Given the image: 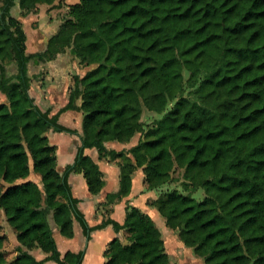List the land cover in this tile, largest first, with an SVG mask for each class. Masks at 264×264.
I'll list each match as a JSON object with an SVG mask.
<instances>
[{
	"label": "trees",
	"instance_id": "16d2710c",
	"mask_svg": "<svg viewBox=\"0 0 264 264\" xmlns=\"http://www.w3.org/2000/svg\"><path fill=\"white\" fill-rule=\"evenodd\" d=\"M16 1L25 15L55 0H0V213L20 240L13 258L0 249V264H81L82 250H58L49 215L67 237L73 217L87 235L123 229L104 264H172L153 218L128 201L122 222L107 215L87 224L68 174L82 172L93 194L104 180L85 147L117 159L119 188L104 205L128 195L141 168L157 194L148 203L204 264H264V0H78L35 52L11 14ZM66 49L90 68L73 74L68 101L51 114L29 92L27 63ZM144 108L157 116L146 122ZM67 109L82 112L81 144L60 172L46 133L76 132L58 122ZM137 133L128 148L105 145ZM34 248L46 255L36 258Z\"/></svg>",
	"mask_w": 264,
	"mask_h": 264
},
{
	"label": "crops",
	"instance_id": "0c3cea01",
	"mask_svg": "<svg viewBox=\"0 0 264 264\" xmlns=\"http://www.w3.org/2000/svg\"><path fill=\"white\" fill-rule=\"evenodd\" d=\"M78 0H55L52 3H40L35 11H31L25 15H20L18 2L11 8V14L19 17L26 33V49L27 52L42 51L46 48L47 40L53 34L59 24L62 22L69 3ZM27 26L30 28L27 30ZM28 73L32 76L29 84V92L34 97L35 102L41 109H50V113H55L60 107L68 101L69 88L73 83V74L83 75L90 66L79 64L78 58L71 53L69 49L59 53L55 58L46 61H39L37 58L30 59L27 63ZM36 73L40 75L33 77ZM0 99L3 94H0ZM76 104H80V99L76 100ZM58 122L66 127L73 128L76 132L58 131L50 128L47 131L49 141L56 145V162L58 171L74 162L78 156V147L81 144L80 134L82 131V112L76 109H67L58 115ZM139 134H135L129 142H119L116 140H108L105 145L108 148L120 150L128 148L136 143ZM84 153L89 155L97 162L104 184L100 191L93 194L89 191L86 179L82 172L72 171L68 174V182L71 186V193L78 198L77 206L83 213L88 225H96L101 222L105 216H110L118 222H122L125 216V203L128 201L147 212L155 221L156 225L162 233L164 245L173 264H204L201 257L191 253L192 248L186 247L178 238L175 230L169 228L164 217L160 215L158 210L148 203L154 199L157 194L154 190L146 188L144 174L141 168H137L132 174L131 189L128 195L121 199L115 200L113 203L104 205L106 194L115 192L119 188V166L117 159L109 160L100 158L95 147H85ZM31 176L35 180L38 178L34 172ZM110 207L107 212L105 209ZM49 223L58 250L63 254L66 250L77 252L83 251L81 264H104L106 257L104 249L107 243L115 236L125 240L124 230L115 231L112 224H107L101 228H95L87 235L81 224L75 217L72 219L73 235L67 237L59 232V228L55 223L52 215H49ZM161 224L163 226H161ZM2 229L0 233L5 234V238L0 241V249L6 251L9 258H13L17 254L16 247L20 244V240L13 228L5 220V216L1 212ZM10 232L12 234L10 235ZM185 252V256L181 252ZM193 252V251H192ZM31 253L36 258H42L46 254L39 248H34ZM173 257V259H172ZM45 264H58L49 259Z\"/></svg>",
	"mask_w": 264,
	"mask_h": 264
},
{
	"label": "rangeland",
	"instance_id": "374dc122",
	"mask_svg": "<svg viewBox=\"0 0 264 264\" xmlns=\"http://www.w3.org/2000/svg\"><path fill=\"white\" fill-rule=\"evenodd\" d=\"M66 11H67V9H66ZM65 11V12H66ZM64 11H62L61 13H59L61 16H62V14H64L65 13ZM27 30L29 31L28 33H29V35H30V28L27 26ZM26 51H27V49H26ZM40 61V60H39ZM84 67L86 66V65H83ZM8 71L9 72H14L15 71V65L13 64V63H11V64H9L8 65ZM40 74L39 73H36L33 77L35 78V77H37V76H39ZM185 75H187V73L185 72ZM31 79H32V76H31ZM1 98V97H0ZM157 116V114H155V113H153V112H151V111H148L146 108H144V110H143V112H142V119L143 120H145L146 122H150L154 117H156ZM181 172H182V169L181 168H175V170L173 171V175L174 176H176L177 178H180V176H181ZM172 185H178V182H173L172 183ZM193 195L197 198V199H200V198H202V196L204 195V191H203V189L201 188V187H199V188H197L194 192H193ZM0 222H1V213H0ZM161 226H163L162 224H161ZM1 229H2V226L0 225V231H1ZM176 232V231H175ZM12 234V232H10V235ZM1 245H3V244H5L4 242H1L0 243ZM186 246V245H185ZM186 247H188L189 249H190V247L189 246H186ZM191 250V249H190ZM182 254H183V256H185V252L183 251V252H181ZM191 253H193L192 252V250H191ZM172 259H173V257H172Z\"/></svg>",
	"mask_w": 264,
	"mask_h": 264
}]
</instances>
